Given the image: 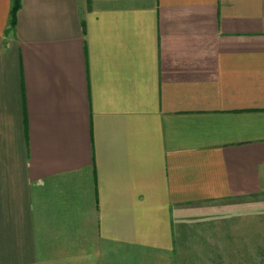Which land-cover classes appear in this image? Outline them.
Returning <instances> with one entry per match:
<instances>
[{"label": "crops", "instance_id": "obj_1", "mask_svg": "<svg viewBox=\"0 0 264 264\" xmlns=\"http://www.w3.org/2000/svg\"><path fill=\"white\" fill-rule=\"evenodd\" d=\"M11 5L0 264L227 255L226 208L264 198V0H20L14 26Z\"/></svg>", "mask_w": 264, "mask_h": 264}, {"label": "rangeland", "instance_id": "obj_2", "mask_svg": "<svg viewBox=\"0 0 264 264\" xmlns=\"http://www.w3.org/2000/svg\"><path fill=\"white\" fill-rule=\"evenodd\" d=\"M226 209L229 216L238 214L239 221L228 220V222L221 223L219 224L221 227L218 228L219 231L214 232V237L218 236V238L213 239L214 249L219 245L222 246V242L223 245L227 243L228 254L213 255V264H220L218 259L221 258H223L224 263L228 264H264V198L255 201H243L239 206H235L234 202ZM228 233L229 239L221 240L219 236L225 237ZM243 234L244 238L241 237ZM252 234L254 236H251ZM198 241L200 240L198 239ZM223 252L225 251L223 250Z\"/></svg>", "mask_w": 264, "mask_h": 264}, {"label": "trees", "instance_id": "obj_3", "mask_svg": "<svg viewBox=\"0 0 264 264\" xmlns=\"http://www.w3.org/2000/svg\"><path fill=\"white\" fill-rule=\"evenodd\" d=\"M20 6V0H12V5L10 8V19L9 24L10 26H14L16 21V12L18 11Z\"/></svg>", "mask_w": 264, "mask_h": 264}]
</instances>
